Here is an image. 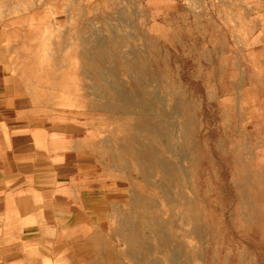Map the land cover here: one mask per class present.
I'll use <instances>...</instances> for the list:
<instances>
[{
	"label": "rangeland",
	"instance_id": "1",
	"mask_svg": "<svg viewBox=\"0 0 264 264\" xmlns=\"http://www.w3.org/2000/svg\"><path fill=\"white\" fill-rule=\"evenodd\" d=\"M0 26L36 121L16 145L35 209L0 264H67L52 239L82 227L78 264H264V0H0ZM92 142L94 223L56 230L82 200L52 162Z\"/></svg>",
	"mask_w": 264,
	"mask_h": 264
},
{
	"label": "crops",
	"instance_id": "2",
	"mask_svg": "<svg viewBox=\"0 0 264 264\" xmlns=\"http://www.w3.org/2000/svg\"><path fill=\"white\" fill-rule=\"evenodd\" d=\"M13 33H16V31L13 32L5 26H0V241L5 238L14 239L19 237L21 224H26L27 221H22L19 217L14 218V215H26L30 209H35V205L32 202L33 197L30 195L31 192H35V171H31L27 166L21 165V158L26 157L20 154V149L16 148V145L26 140V136L24 135L35 126L36 121L25 115L30 94L27 86L16 74L12 64L9 42L13 38ZM99 55L83 52L81 58L99 68L100 64L103 63ZM72 73L73 72L66 69V72L62 74V78L69 77ZM74 73L77 76V73ZM33 91L35 93V90ZM78 133H84V131L79 130ZM86 146L85 143H83L76 155V157H81L83 162L72 160L73 158L70 156L65 158V160H54L52 162V168H54L57 163H74V167L72 168V174L74 176L70 179V186L71 188L73 186V188L78 191V199L76 198V200L78 201L79 198L82 200L78 208L68 211H56L52 208L47 213L50 217L49 223L55 222V217L59 218L57 226H54L56 230L64 228L66 226L65 223H71L73 228H77L82 222L94 223L93 219L95 216H86L85 214V210L89 206H87L88 204L85 201L84 195L86 194L88 197H91L90 207L92 209L97 208L99 207L101 199L100 189L107 185H102L97 189L90 187L83 188V181L78 174L81 170L80 165H85V160L91 162L92 165L96 164L98 161V155L94 153L96 143L92 142L91 146L93 151H89ZM71 170H61L55 175H69ZM19 176L23 178V181H27L29 180L28 177L33 176V186L20 189L22 181ZM99 176H102L101 173H99ZM64 189L65 188L62 190L64 191ZM9 214L13 218L7 221L4 220L5 216H9ZM62 222L63 225H61ZM5 224H7L6 227ZM24 228H27V226ZM82 228L78 229L79 232L74 231L75 235L70 237H68L69 232L67 229V232L64 233L56 232L52 239L53 251L62 252L67 264H78V262H74L72 258L75 256L77 257V255H84L83 251L85 245L79 244L80 239H85ZM22 234L25 236L28 234L27 236H29L32 233H28L23 229ZM34 234L30 236L33 237L35 236Z\"/></svg>",
	"mask_w": 264,
	"mask_h": 264
},
{
	"label": "bare ground",
	"instance_id": "3",
	"mask_svg": "<svg viewBox=\"0 0 264 264\" xmlns=\"http://www.w3.org/2000/svg\"><path fill=\"white\" fill-rule=\"evenodd\" d=\"M117 53H118V52H117ZM97 64H98V63H97ZM129 65H130V64H129ZM128 67H129V66H128ZM128 67H127V68H128ZM103 69H104V68H103ZM121 98H122V97H121ZM124 100H125V99H124ZM164 168H165V167H164ZM123 196H124V194H123ZM125 196H126V195H125ZM127 198H128V197H127ZM106 199H107V198H106ZM113 201H114V200H113ZM167 247H168V246H167ZM173 247H174V246H173Z\"/></svg>",
	"mask_w": 264,
	"mask_h": 264
}]
</instances>
